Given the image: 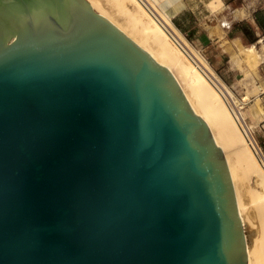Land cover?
I'll use <instances>...</instances> for the list:
<instances>
[{
    "label": "water",
    "instance_id": "1",
    "mask_svg": "<svg viewBox=\"0 0 264 264\" xmlns=\"http://www.w3.org/2000/svg\"><path fill=\"white\" fill-rule=\"evenodd\" d=\"M0 264H248L209 124L88 0H0Z\"/></svg>",
    "mask_w": 264,
    "mask_h": 264
},
{
    "label": "bare ground",
    "instance_id": "2",
    "mask_svg": "<svg viewBox=\"0 0 264 264\" xmlns=\"http://www.w3.org/2000/svg\"><path fill=\"white\" fill-rule=\"evenodd\" d=\"M88 1L173 72L195 112L207 121L231 171L247 239L248 264H264V156L253 138L254 125L242 111L251 95L264 92V83L258 81L264 44L261 49L239 45V51L230 47L231 60L244 72V82L251 84L240 99L174 23L170 0ZM210 6L215 11L223 2L216 0ZM249 112L254 123L264 122V106L258 99Z\"/></svg>",
    "mask_w": 264,
    "mask_h": 264
},
{
    "label": "rangeland",
    "instance_id": "3",
    "mask_svg": "<svg viewBox=\"0 0 264 264\" xmlns=\"http://www.w3.org/2000/svg\"><path fill=\"white\" fill-rule=\"evenodd\" d=\"M245 23L249 24V21L246 19L235 21L232 24V32L229 34V36L225 37V42L223 37H209L208 32L203 27V24L198 25L193 24V22H187V26L190 31L188 32V34L182 31L189 42H191L193 46H196L200 53L210 62L215 71L221 76V78L233 88L237 97L240 99L243 98L244 95H246V92H248L251 84L249 83V85L248 83L244 82V72L231 60L232 58L229 54L231 48L228 52L225 45L231 44L233 48L239 51V45H243L246 47L255 45L256 48L261 49L264 44V39L262 38L264 35L254 42H250V40L247 39L243 31L238 28V26H242ZM195 25L196 29L194 30L193 27ZM240 37H242V39ZM237 40L239 41V43L237 42ZM259 72L260 76L258 77V81L260 83H264V61H262L259 65ZM253 95H251L250 101L244 103L245 107L242 109V111L245 113L247 122L250 125H254L252 129L253 138L260 146L261 152L264 156V122H260L258 124L254 123L249 112L250 105L253 104L257 99L264 106V92L255 94L254 96Z\"/></svg>",
    "mask_w": 264,
    "mask_h": 264
},
{
    "label": "crops",
    "instance_id": "4",
    "mask_svg": "<svg viewBox=\"0 0 264 264\" xmlns=\"http://www.w3.org/2000/svg\"><path fill=\"white\" fill-rule=\"evenodd\" d=\"M213 1L216 2V0H170L174 11L172 19L179 29L187 34L190 31L187 22H193L203 24L209 37L224 39L232 32V24L235 21L246 19L255 31L257 39L264 35L255 18L257 10L264 11V0H222L223 6L215 11L210 6ZM193 29H196V25ZM262 38L264 39V36ZM225 47L229 52L232 45L226 44ZM229 54L231 56L230 52Z\"/></svg>",
    "mask_w": 264,
    "mask_h": 264
},
{
    "label": "trees",
    "instance_id": "5",
    "mask_svg": "<svg viewBox=\"0 0 264 264\" xmlns=\"http://www.w3.org/2000/svg\"><path fill=\"white\" fill-rule=\"evenodd\" d=\"M255 18H256V22H257L258 26L264 32V11L263 10H257L255 12ZM238 28H240L243 31V33L245 34L247 39L250 40V42H254L255 40H257V36L255 34V31L253 30V28L249 24L245 23L242 26H238Z\"/></svg>",
    "mask_w": 264,
    "mask_h": 264
},
{
    "label": "built area",
    "instance_id": "6",
    "mask_svg": "<svg viewBox=\"0 0 264 264\" xmlns=\"http://www.w3.org/2000/svg\"><path fill=\"white\" fill-rule=\"evenodd\" d=\"M255 144L260 148V146L258 145V143L256 141H255ZM255 144L253 143V146L256 149V145ZM260 150H261V148H260Z\"/></svg>",
    "mask_w": 264,
    "mask_h": 264
}]
</instances>
